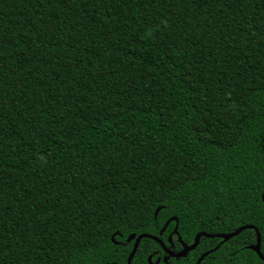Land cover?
<instances>
[{
	"label": "trees",
	"instance_id": "obj_1",
	"mask_svg": "<svg viewBox=\"0 0 264 264\" xmlns=\"http://www.w3.org/2000/svg\"><path fill=\"white\" fill-rule=\"evenodd\" d=\"M261 189L264 0H0V264L264 256Z\"/></svg>",
	"mask_w": 264,
	"mask_h": 264
},
{
	"label": "water",
	"instance_id": "obj_2",
	"mask_svg": "<svg viewBox=\"0 0 264 264\" xmlns=\"http://www.w3.org/2000/svg\"><path fill=\"white\" fill-rule=\"evenodd\" d=\"M158 211H159V210L157 209V211H156V215H157ZM172 221H176V219H175V218L170 219V220L166 223V225L164 226V228H163L161 234L167 229V227L169 226V224H170ZM249 229H253V230H255V231H256V234L259 233L258 229H257L256 227H254V226H245V227H242V228H240V229H238V230H236L235 232L230 233V234H207V233H200V234L197 235V237L195 238V241H194V243H193L192 245L187 246L186 244L183 243V244H182L183 249H182L181 252H179V253H175V252H173V251L166 250V251H167V256H168V258H166V259L164 260V262L167 263L168 259H170V258H177V259H180V258H186L187 255H188L190 252L194 251V250L198 247L201 238H208V239H221V240H222V244H223V243H226V242H228L229 240H231V239L237 237L238 235H240V234H241L242 232H244L245 230H249ZM174 233L177 234V236H178V233H177V227H176ZM144 238L151 239V240H153V241H155V242L161 244L162 247L165 248L164 245H163V243L161 242V240H160L158 237L150 236V235H147V234H143V235H141V236H139V237H136L135 235H131V236L127 239V243H130L131 241L135 240V244H134L133 251H132V253H131V255H130L129 259H128V264H131V261H132V259L134 258L135 254H136V252H137V249H138V247H139V244H140L141 240L144 239ZM179 239H180V238H179ZM112 241H113L114 243H116V242L114 241V237H112ZM217 249H218V247H217L216 249L210 251V252H207V253L203 254V255L198 259V261L196 262V264H201V263L204 261V259H205L209 254L213 253V252L216 251ZM249 249L252 250L253 252H255V253L258 255V257L260 258V260L264 262V260L261 259V257H264V256H263L262 253H261V236H260V234H259V237H258V240H257L256 245L249 247ZM148 261H149L150 264H153V263L151 262V258H150ZM158 263H159V262H158ZM158 263H155V264H158Z\"/></svg>",
	"mask_w": 264,
	"mask_h": 264
},
{
	"label": "flooded vegetation",
	"instance_id": "obj_3",
	"mask_svg": "<svg viewBox=\"0 0 264 264\" xmlns=\"http://www.w3.org/2000/svg\"><path fill=\"white\" fill-rule=\"evenodd\" d=\"M163 230V229H162ZM162 232V231H161ZM163 234V233H162ZM174 235H176L177 236V234H175V233H173ZM160 235H161V233H160ZM172 236L173 235H171V237H169V242L171 243L172 242ZM178 240H179V242L181 243V245L184 243L181 239H179L178 238ZM162 242V241H161ZM163 243V242H162ZM185 244V243H184ZM222 244V243H221ZM161 245V244H160ZM163 245H164V247L165 248H163L162 247V245H161V247H162V250L164 251V253H165V256L163 257V259H161L160 257H158L157 259H156V262L155 263H158V264H160V262L161 261H163L164 262V260L166 259V258H168V256H167V251L166 250H169L166 246H165V244L163 243ZM188 246V245H187ZM183 247V246H182ZM219 248V247H218ZM169 251H172V250H169ZM174 252V251H173ZM179 252H181V251H179ZM179 252H175V253H179ZM151 258V262H152V256H150L149 257V259ZM148 259V260H149ZM171 259V258H170ZM170 259H168V261L170 260ZM174 259H177V258H174ZM168 261H167V263H168ZM155 263H153V264H155ZM165 263V262H164Z\"/></svg>",
	"mask_w": 264,
	"mask_h": 264
},
{
	"label": "snow or ice",
	"instance_id": "obj_4",
	"mask_svg": "<svg viewBox=\"0 0 264 264\" xmlns=\"http://www.w3.org/2000/svg\"><path fill=\"white\" fill-rule=\"evenodd\" d=\"M254 199L258 200L262 205H264V189L259 190V192L255 194ZM256 236L258 240L259 233H257ZM261 259L264 260V257H261Z\"/></svg>",
	"mask_w": 264,
	"mask_h": 264
}]
</instances>
